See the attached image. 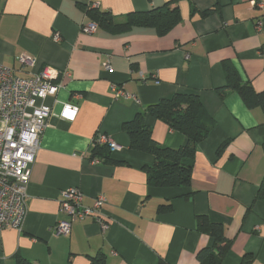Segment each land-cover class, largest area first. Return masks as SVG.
I'll use <instances>...</instances> for the list:
<instances>
[{
    "label": "crops",
    "instance_id": "obj_1",
    "mask_svg": "<svg viewBox=\"0 0 264 264\" xmlns=\"http://www.w3.org/2000/svg\"><path fill=\"white\" fill-rule=\"evenodd\" d=\"M169 1L0 0V63L23 77L44 66L66 72L58 93L47 99L54 114L32 166L23 228L0 230L4 264H198V252L213 243L199 228L200 217L221 222L232 239L222 264H242L245 256L249 264H264V197H258L264 108L221 90L224 62L230 61L264 92V0H258L263 6L256 0H178L181 21L163 35L153 27L82 30L86 5L123 16ZM24 56L34 63L23 65ZM113 86L133 96L115 97ZM190 91L214 119L197 147L191 185L150 186L145 167L154 158L130 148L124 123L161 99ZM65 103L79 107L74 120L60 117ZM151 124L159 144L185 143L166 122ZM98 134L119 145L114 161H91ZM69 187L81 189L86 206L104 195L108 229L88 217L74 222L69 234L54 233L58 220L67 218L60 200Z\"/></svg>",
    "mask_w": 264,
    "mask_h": 264
},
{
    "label": "trees",
    "instance_id": "obj_2",
    "mask_svg": "<svg viewBox=\"0 0 264 264\" xmlns=\"http://www.w3.org/2000/svg\"><path fill=\"white\" fill-rule=\"evenodd\" d=\"M85 14L90 22L110 32H121L134 27H153L163 35L181 21L178 0H171L162 6L147 11L130 12L123 16L89 4ZM227 84L222 92L236 91L250 108H264V92H258L252 82L242 78L238 68L230 61L224 62ZM152 119L166 122L173 130L185 135V143L178 148L159 144L153 137ZM214 127V119L207 112L198 93L180 92L171 98H164L138 112L133 119L124 123L129 135L130 148L151 154L153 163L145 167L147 182L153 187H189L192 182L197 147L204 141ZM229 141L218 149L221 153ZM108 145H95L90 158H99L104 163L114 161ZM258 197H264V185ZM199 228L210 234L212 245L198 252V264H222L230 251L232 239L226 236L221 222L211 221L208 217L199 218ZM252 258L245 256L242 264H249ZM0 264L4 262L0 259Z\"/></svg>",
    "mask_w": 264,
    "mask_h": 264
},
{
    "label": "built area",
    "instance_id": "obj_3",
    "mask_svg": "<svg viewBox=\"0 0 264 264\" xmlns=\"http://www.w3.org/2000/svg\"><path fill=\"white\" fill-rule=\"evenodd\" d=\"M255 3L263 6L258 0ZM97 28V24L90 21L82 26L87 33H94ZM61 39L60 34L54 36L55 41ZM34 61L30 56L21 59L23 65L33 64ZM105 66L112 70L108 61ZM64 73V70L44 66L38 72L23 77L14 68L0 63V230L23 228L28 212L27 188L32 166L41 135L54 114L47 99L58 93L62 86L60 77ZM112 90L115 97L133 96L118 86H113ZM78 109V106L65 103L60 117L74 120ZM97 144L108 145L112 151L119 148L106 134L96 136L93 147ZM91 161L102 162L99 158H91ZM83 197L78 187L62 191L60 213L67 218L58 220L53 226L55 234H69L74 222L88 217H93L103 230L109 228L102 209L106 201L104 195H99L91 206L84 205Z\"/></svg>",
    "mask_w": 264,
    "mask_h": 264
}]
</instances>
